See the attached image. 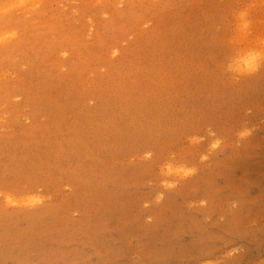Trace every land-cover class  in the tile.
<instances>
[{"label":"rangeland","instance_id":"obj_1","mask_svg":"<svg viewBox=\"0 0 264 264\" xmlns=\"http://www.w3.org/2000/svg\"><path fill=\"white\" fill-rule=\"evenodd\" d=\"M245 50L264 0H0V264H264Z\"/></svg>","mask_w":264,"mask_h":264},{"label":"bare ground","instance_id":"obj_2","mask_svg":"<svg viewBox=\"0 0 264 264\" xmlns=\"http://www.w3.org/2000/svg\"><path fill=\"white\" fill-rule=\"evenodd\" d=\"M246 55V56H245ZM263 62H251L248 58V50L238 54L234 63V71L246 75L247 77L258 74L259 70H263Z\"/></svg>","mask_w":264,"mask_h":264}]
</instances>
